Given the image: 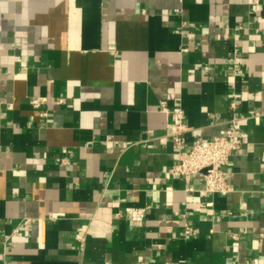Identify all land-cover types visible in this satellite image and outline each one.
<instances>
[{
	"label": "crops",
	"instance_id": "obj_1",
	"mask_svg": "<svg viewBox=\"0 0 264 264\" xmlns=\"http://www.w3.org/2000/svg\"><path fill=\"white\" fill-rule=\"evenodd\" d=\"M162 101L187 148L235 128L228 195L171 171ZM0 231V264H264V0H0Z\"/></svg>",
	"mask_w": 264,
	"mask_h": 264
},
{
	"label": "built area",
	"instance_id": "obj_2",
	"mask_svg": "<svg viewBox=\"0 0 264 264\" xmlns=\"http://www.w3.org/2000/svg\"><path fill=\"white\" fill-rule=\"evenodd\" d=\"M44 101L43 98H34L31 104L38 108L42 106ZM161 110L171 117L167 136L172 143L177 158V163L171 168V171L180 174L187 185L191 183L194 175L205 171L204 191L207 194L228 195L232 192L225 169L231 157L241 149V143L235 128L225 136H217L212 139L198 138L187 148L186 133L189 131V125L185 112L180 108L169 109L166 101L161 102ZM42 115L46 116V113L43 112ZM187 191H189V187H187ZM57 216L54 215L52 218H57ZM144 217V210L132 212V221L134 222H141ZM193 233V228L186 225L180 235L186 236ZM7 247V243L1 241L0 231V256L6 255Z\"/></svg>",
	"mask_w": 264,
	"mask_h": 264
}]
</instances>
